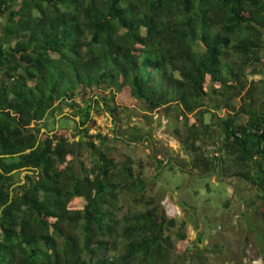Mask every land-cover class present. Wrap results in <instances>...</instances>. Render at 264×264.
I'll list each match as a JSON object with an SVG mask.
<instances>
[{
    "label": "trees",
    "instance_id": "16d2710c",
    "mask_svg": "<svg viewBox=\"0 0 264 264\" xmlns=\"http://www.w3.org/2000/svg\"><path fill=\"white\" fill-rule=\"evenodd\" d=\"M131 106L169 118L188 156L172 160L244 181L264 209V0H0V264H211L200 237L177 262L189 221L111 154L150 145L123 127ZM93 108L112 136L89 132ZM124 193L142 207L121 212ZM250 229L264 257V216Z\"/></svg>",
    "mask_w": 264,
    "mask_h": 264
},
{
    "label": "rangeland",
    "instance_id": "374dc122",
    "mask_svg": "<svg viewBox=\"0 0 264 264\" xmlns=\"http://www.w3.org/2000/svg\"><path fill=\"white\" fill-rule=\"evenodd\" d=\"M251 77L260 78V75L255 74ZM65 112H71L70 108L66 107ZM120 115L126 130L130 131L129 127L137 124L149 131L154 156L162 159L160 164L153 162V154L145 138L134 142L126 141L127 143L120 140L108 142L112 146L111 154L115 159L121 161L130 157L133 171L144 180V189L138 191L137 195L143 194L144 198L150 194L156 197L158 195L168 215L189 221L187 239L176 244L175 254L179 256L177 262L182 260L183 248L191 247V242L196 241L198 237H200L198 246L208 248L205 254L211 264H244L247 260L246 250L252 256L257 255V247L253 241L257 230L252 231L250 225L262 228L264 209L258 206L256 211L251 212L246 206L247 198L255 193V189L239 179L223 180L215 168L205 175L191 173L178 167L170 168L167 165L169 159L172 157L187 159L188 156L184 154L178 138L172 133L169 118L162 112L150 113L131 106L123 107ZM75 118L79 119V116L76 115ZM91 118L95 123L89 128V132L100 131L102 134L112 136L113 124L107 112L93 108ZM51 119V117L46 119L47 124L52 123ZM74 123L71 117L61 116L55 122V126L66 125L70 135H73ZM78 136L75 134L74 138ZM133 196L134 193L126 195L124 193L121 212L127 211L129 207H142V204L135 206ZM183 201L193 208L184 207ZM185 264L201 263L196 261L192 254L185 260Z\"/></svg>",
    "mask_w": 264,
    "mask_h": 264
},
{
    "label": "water",
    "instance_id": "95a60500",
    "mask_svg": "<svg viewBox=\"0 0 264 264\" xmlns=\"http://www.w3.org/2000/svg\"><path fill=\"white\" fill-rule=\"evenodd\" d=\"M58 116H59V115H58ZM58 116H57V117H58ZM57 117H56V119H57ZM75 117H76V116H75ZM41 130L43 131V130H45V128L42 127ZM145 137H147V138L149 139V141H150L151 152H152V154H153L154 163L156 164V163H157V157L154 156V148H153V144H152V142H151L150 135H149V134H145ZM124 139H125L126 141H128V142H134V141H130L129 139H126V138H124ZM26 150H29V148H27ZM217 153H219V152H217ZM170 161H171L176 167H178V168L185 169V170L190 171V172L192 171V169H190V168H185V167H183L182 165H180L179 163L175 162V161L172 160V159H170ZM214 164H215V161H214ZM213 169H214V168H212V169H211L209 172H207V173L212 172ZM14 170H15V169H14ZM14 170H12V171H14ZM26 172H30V170H29V169H24V170L22 171V173H21V181H19V182H15L13 185H15V184H17V183H21V182L24 180L22 174H23V173H26ZM196 174H198V175H203V173H196ZM204 174H206V173H204ZM225 176H226V175H225ZM13 185H11L10 188H12ZM10 197H11V192H10ZM2 207H3V206L0 207V212H1Z\"/></svg>",
    "mask_w": 264,
    "mask_h": 264
},
{
    "label": "built area",
    "instance_id": "2783aa9c",
    "mask_svg": "<svg viewBox=\"0 0 264 264\" xmlns=\"http://www.w3.org/2000/svg\"><path fill=\"white\" fill-rule=\"evenodd\" d=\"M245 257H247V260H245L246 263L244 264H263L264 263V257L259 255L252 256L248 253V250H246Z\"/></svg>",
    "mask_w": 264,
    "mask_h": 264
},
{
    "label": "flooded vegetation",
    "instance_id": "af4514ba",
    "mask_svg": "<svg viewBox=\"0 0 264 264\" xmlns=\"http://www.w3.org/2000/svg\"><path fill=\"white\" fill-rule=\"evenodd\" d=\"M145 137V136H144ZM150 142V141H149Z\"/></svg>",
    "mask_w": 264,
    "mask_h": 264
}]
</instances>
